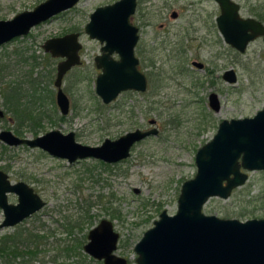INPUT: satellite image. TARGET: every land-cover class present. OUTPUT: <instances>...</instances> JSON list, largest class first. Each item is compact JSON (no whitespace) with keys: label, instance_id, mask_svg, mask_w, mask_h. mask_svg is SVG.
Masks as SVG:
<instances>
[{"label":"rangeland","instance_id":"374dc122","mask_svg":"<svg viewBox=\"0 0 264 264\" xmlns=\"http://www.w3.org/2000/svg\"><path fill=\"white\" fill-rule=\"evenodd\" d=\"M42 1L0 0V20ZM116 1L79 0L0 47V109L4 114L0 131L10 130L28 139L51 130L74 132L76 141L97 146L106 138L148 128L151 118L156 120L158 134L135 144L126 160L114 164L92 158L69 164L39 148L0 141V170L11 182L31 186L45 202L20 224L0 230V264H102L82 247L68 254L65 248L72 249L73 241L81 238L83 246L88 231L103 218L119 234L115 254L126 258L127 264H137L134 246L162 211L176 212L181 185L196 173V151L212 139L219 122L253 117L264 107V36L249 43L244 52L226 44L215 22L219 7L213 0H136L130 21L139 28L137 51L146 49L151 55L152 67H142L145 74L150 72L147 89L123 92L109 105L102 104L94 89L99 70L93 60L101 44L85 33L84 26L96 8ZM234 1L242 16L264 25V0ZM73 32L79 34L82 47L80 64L63 78L62 88L70 102L69 113L63 117L53 86L60 59L51 57L42 44ZM192 60L204 63L205 69L192 66ZM227 69L234 70L235 83L221 78ZM10 83L22 91L19 109L5 103L3 93ZM211 92L220 101L218 112L208 106ZM8 201L16 203L17 196L9 193ZM202 211L240 221L264 218V172H248L243 185L227 198H209ZM16 233L22 234L21 245L15 251L18 257L13 258L11 247L2 248ZM29 233L36 237L32 240Z\"/></svg>","mask_w":264,"mask_h":264},{"label":"water","instance_id":"95a60500","mask_svg":"<svg viewBox=\"0 0 264 264\" xmlns=\"http://www.w3.org/2000/svg\"><path fill=\"white\" fill-rule=\"evenodd\" d=\"M220 13L217 28L224 42L239 52L248 43L264 36V25L240 15V5L234 0H215ZM78 0H44L31 10H24L7 20H0V47L15 38L27 35L32 28L73 7ZM136 0H117L96 8L89 16L84 31L102 45L94 58L101 70L95 80V93L103 104H109L123 91L144 92L146 79L137 69L133 48L138 40V28L130 22ZM176 13H173V17ZM57 64L54 87L60 115L69 112V100L62 88L66 72L80 63L81 44L78 33L48 38L42 44ZM116 53L118 59L111 55ZM201 66V64H197ZM228 83L237 80L233 69L223 73ZM209 106L220 110L217 94L210 93ZM0 109V117H3ZM148 130L134 129L115 139H104L100 145L88 146L75 139L74 132L51 130L32 139L20 138L10 130L0 131V141L8 146L26 145L39 148L69 164L83 159H97L106 164L126 160L131 148L149 136L158 134L155 119ZM196 173L183 182L174 214L162 211L153 226L146 230L134 246L137 264H264V218L245 221L206 215L202 209L211 197L227 198L248 179V172H264V107L253 117L223 119L212 139L195 154ZM17 196L16 203L7 195ZM45 202L23 181L11 182L0 170V209L3 219L0 230L16 226L39 211ZM119 234L105 218L87 233L83 252L102 264H127V259L115 254Z\"/></svg>","mask_w":264,"mask_h":264},{"label":"flooded vegetation","instance_id":"af4514ba","mask_svg":"<svg viewBox=\"0 0 264 264\" xmlns=\"http://www.w3.org/2000/svg\"><path fill=\"white\" fill-rule=\"evenodd\" d=\"M79 1V0H78ZM213 1H215V0H213ZM216 2V1H215ZM217 3V2H216ZM77 4V3H76ZM75 4V5H76ZM74 5V6H75ZM218 5V4H217ZM73 6V7H74ZM219 7V6H218ZM72 8V7H71ZM136 8V7H135ZM69 10V9H68ZM67 11V10H66ZM63 12H65V11H63ZM63 12H61V13H63ZM135 12V11H134ZM173 13H176V12H173ZM173 13L171 14L172 15V17H173ZM219 13H220V9H219ZM59 15V14H58ZM133 15V14H132ZM131 15V16H132ZM219 15V14H218ZM241 15V14H240ZM57 16V15H56ZM130 16V17H131ZM176 16H177V13H176ZM175 16V17H176ZM242 16V15H241ZM55 17V16H54ZM174 17V18H175ZM244 17V16H243ZM247 17H251V16H247ZM53 18V17H52ZM252 18H254V17H252ZM254 19H256V18H254ZM256 20H258V19H256ZM89 21V20H88ZM258 21H260V20H258ZM131 22V21H130ZM215 22H216V20H215ZM261 22V21H260ZM132 23V22H131ZM262 23V22H261ZM133 24V23H132ZM263 24V23H262ZM134 25V24H133ZM217 25V24H216ZM134 26H136V25H134ZM85 27V26H84ZM137 27V26H136ZM138 28V27H137ZM73 33H76V32H73ZM86 33V32H85ZM137 34H138V40H137V42H136V44L134 45V48H133V52H134V56H135V58L137 59V69L140 71V72H142L143 73V75H144V77H145V79H146V89H147V83H148V80H149V75H150V72H147L146 74L142 71L143 69H142V67H143V65H147L148 67H152V64H151V62H150V53H149V51L148 50H146V49H141V51H137V46H138V42H139V28H138V32H137ZM222 36V35H221ZM78 37H79V34H78ZM260 37H262V36H260ZM257 38H259V37H257ZM256 38V39H257ZM256 39H254V40H256ZM253 40V41H254ZM223 41H224V39H223ZM252 42V41H251ZM250 42V43H251ZM100 43V42H99ZM101 44V43H100ZM249 44V43H248ZM102 45L103 44H101V47H102ZM82 47V46H81ZM101 47H100V53L99 54H96L95 56H94V58L97 56V55H100L101 54ZM81 49V48H80ZM246 50V49H245ZM79 52V51H78ZM140 55L141 56V59H139L138 58V55ZM79 55V54H78ZM114 59H118V55L116 54V53H113L112 55H111ZM58 59H60L59 60V62L61 61V58H58ZM79 59H80V56H79ZM94 60V59H93ZM58 62V63H59ZM57 63V64H58ZM80 64V63H79ZM79 64H77V65H79ZM94 64H95V67H96V63H95V61H94ZM197 64H201V66H198ZM77 65H75V66H77ZM191 65L192 66H194L195 68H197V69H200V70H202V69H205V64L204 63H202V62H200V61H198V60H192L191 61ZM75 66H73V67H75ZM72 67V68H73ZM56 68H57V65H56ZM72 68H70L66 73H68ZM97 68V67H96ZM98 69V68H97ZM99 70V73L101 72V70L100 69H98ZM228 70V69H227ZM226 70H224L223 71V73L225 72ZM98 73V74H99ZM223 73L221 74V78L223 79ZM97 74V75H98ZM66 75V74H65ZM64 75V76H65ZM97 75H96V77H97ZM55 76H56V73H55ZM64 76H63V78H64ZM96 77H95V80H96ZM54 80H55V78H54ZM54 80H53V83H54ZM95 80H94V89H95ZM224 80V79H223ZM225 81V80H224ZM62 82H63V79H62ZM53 86H54V84H53ZM55 88V87H54ZM127 91H134V90H127ZM127 91H123V92H127ZM123 92H121V93H123ZM135 92H137V91H135ZM144 92H146V90L144 91ZM120 93V94H121ZM141 93V92H140ZM211 93H214V92H211ZM119 94V95H120ZM216 94V93H215ZM97 95V94H96ZM118 95V96H119ZM209 95H210V93H209ZM209 95H208V98H209ZM117 96V97H118ZM68 97V96H67ZM117 97L115 98V100L117 99ZM218 97V96H217ZM68 100H69V98H68ZM101 100V99H100ZM114 100V101H115ZM219 100V99H218ZM114 101H112V102H114ZM56 102V101H55ZM102 102V101H101ZM111 102V103H112ZM220 102V101H219ZM70 103V102H69ZM103 104V103H102ZM110 104V103H109ZM109 104H107V105H109ZM104 105H106V104H104ZM208 106H209V99H208ZM221 106V105H220ZM209 108H210V106H209ZM69 109H70V106H69ZM69 113V112H68ZM68 115V114H67ZM62 116V115H61ZM64 117V116H63ZM150 119L151 118H149L148 120H147V122H148V125H149V127L148 128H138V129H141V130H143V131H145V130H148V129H150L151 127H152V125H150V123H149V121H150ZM156 121V120H155ZM155 125H156V123H155ZM157 127V126H156ZM75 135V134H74ZM146 139V138H145ZM137 144V143H136ZM132 149V148H131ZM130 154H131V150H130ZM95 160H97V159H95ZM67 161V160H66ZM100 162V161H99ZM102 162V161H101ZM121 162V161H120ZM118 163V162H117ZM7 197H8V195H7ZM24 221V220H23ZM22 221V222H23ZM21 223V222H20ZM19 223V224H20ZM18 225V224H17ZM5 229V228H4ZM87 238V237H86Z\"/></svg>","mask_w":264,"mask_h":264},{"label":"trees","instance_id":"16d2710c","mask_svg":"<svg viewBox=\"0 0 264 264\" xmlns=\"http://www.w3.org/2000/svg\"><path fill=\"white\" fill-rule=\"evenodd\" d=\"M52 80V77H51V74H50V77H49V82H51ZM9 87L7 88L8 90L6 92L3 93V96H4V100H5V103L10 105L11 107H14L16 109H19V107L22 106V102H21V93L22 91H20V88L17 87L16 85H13L12 83H10L8 85ZM43 112V110H42ZM37 115L39 117H41L42 113H40V111L37 112ZM15 133L16 134H19V130L18 129H15ZM101 163V162H100ZM103 164V163H102ZM22 236L21 233H16L15 234V239L12 238V240L10 241V244L7 245L2 248V249H5L8 247V249L11 247V254H13V258L15 257H18L16 254H15V251L19 248V246L21 245L20 242H19V239L20 237ZM28 237H30L32 240L36 237L34 235H32L31 233L28 234ZM38 239V238H36ZM35 239V240H36ZM1 242L2 243H6V241L4 239H1ZM72 245V249H69V247H66L65 248V252L68 254V252L70 250H76V248L79 249V251H81V245H82V238L81 239H76L75 241H73V243L71 244ZM36 246V245H35ZM0 249H1V246H0ZM23 250V249H22ZM25 250V249H24ZM21 251V250H20ZM15 260V259H14ZM11 264H14V263H11Z\"/></svg>","mask_w":264,"mask_h":264},{"label":"bare ground","instance_id":"6f19581e","mask_svg":"<svg viewBox=\"0 0 264 264\" xmlns=\"http://www.w3.org/2000/svg\"><path fill=\"white\" fill-rule=\"evenodd\" d=\"M13 227H15V226H13ZM13 227H9V228H13ZM87 237V236H86ZM82 249H83V246H82ZM88 256V255H87Z\"/></svg>","mask_w":264,"mask_h":264}]
</instances>
